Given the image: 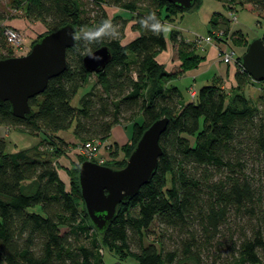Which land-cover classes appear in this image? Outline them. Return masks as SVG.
Instances as JSON below:
<instances>
[{"label": "trees", "instance_id": "trees-1", "mask_svg": "<svg viewBox=\"0 0 264 264\" xmlns=\"http://www.w3.org/2000/svg\"><path fill=\"white\" fill-rule=\"evenodd\" d=\"M95 1V15L83 0H7L9 11L0 8V59L15 57L4 34V23L13 19L11 11H22L29 21L46 27L30 48L66 24L81 32L108 18L119 32L116 38L104 36L92 44L80 39L68 49L66 70L30 99L31 116L17 118L8 102L0 103L1 126L44 136L38 146L16 153L7 152L6 139L0 136V264H107L105 246L132 254L138 264H264V82L253 81L241 66L243 55H238L237 87L231 94L215 78L198 89L195 100L186 101L177 87L167 85L198 68L205 57L173 30L170 39L177 46L181 69L166 71L156 59L167 48L164 32L140 24L151 12L166 24L182 10L164 0ZM233 2L264 15V0ZM199 3L196 0L195 7ZM104 5L130 12L139 36L122 44L129 20L121 15L110 18ZM211 23L212 30L221 28L227 35L231 31L228 18L215 16ZM245 41L241 34L236 43ZM245 44L246 52L250 43ZM104 45L111 49L112 61L99 73L89 72L83 63L85 48L95 51ZM92 76L96 82L75 107L72 100ZM249 84L263 86L256 102L244 93ZM164 117L169 125L160 138L163 154L157 171L133 199L120 205L114 221L99 234L81 196L78 170L85 160L74 162L68 187L55 164L66 154L61 145L105 142L124 118L134 121L123 148L128 159L144 130ZM72 127L75 143L59 136ZM42 146L53 149L55 160ZM110 148L116 156L118 144ZM127 159H111L105 165L120 168ZM155 222L172 232L177 243L173 249L161 240L146 243ZM225 230L230 232L228 243H216ZM132 242L138 252H131Z\"/></svg>", "mask_w": 264, "mask_h": 264}, {"label": "water", "instance_id": "water-1", "mask_svg": "<svg viewBox=\"0 0 264 264\" xmlns=\"http://www.w3.org/2000/svg\"><path fill=\"white\" fill-rule=\"evenodd\" d=\"M164 1L182 11H190L196 5V0ZM74 31L77 32V29L72 24H66L42 36L27 54L0 59V103L8 102L13 116H31L30 99L42 94L50 79L66 70L67 50L79 41L73 40ZM93 53L100 59L86 55L83 63L89 72L99 73L112 61L113 54L107 45ZM241 66L253 81L264 82L263 39L249 44L242 56ZM168 125L169 118L164 117L145 129L123 167L115 168L90 160L80 164L78 180L81 196L91 224L99 234H104L114 221L120 205L133 199L153 178L163 154L160 138Z\"/></svg>", "mask_w": 264, "mask_h": 264}, {"label": "rangeland", "instance_id": "rangeland-1", "mask_svg": "<svg viewBox=\"0 0 264 264\" xmlns=\"http://www.w3.org/2000/svg\"><path fill=\"white\" fill-rule=\"evenodd\" d=\"M86 9L91 12V14L95 15L96 9L99 7L97 6V3L95 0H83ZM6 8V10L9 11L8 5H7V0H0V8ZM105 11L107 12L108 16L110 18H113L116 15H121L123 18L129 20L125 29V38L122 39V44H127L128 42L132 41L136 37H138V33L136 29H132V26L136 23L134 20V17L132 14L126 10L119 9L114 6H108L104 5ZM11 16L13 19L11 20H16V19H24L25 21L28 20L22 11L15 12L11 11ZM216 18L218 20L221 19H229V27L231 31L228 33H225V43L223 44V49H233L237 52L238 54V46L236 41L238 37L242 34L245 36V38L248 40L249 43L256 39H262L264 37V15H259L257 12H255L252 8V6H246V7H241V5L238 2H233L232 0H200V3L198 7H194L190 11H182L180 12L172 22H167L166 25H168V30L164 32L165 38L170 40L171 37V31H179L181 35L184 37L185 40L188 42L192 43L196 49L197 53L201 55L204 54V50L199 49L198 43H196L194 40L197 37H203L205 38L206 36L209 35L210 31L212 30V23L211 19ZM237 18V22L234 23L232 21V17ZM8 20V21H11ZM29 21V20H28ZM7 22V21H6ZM29 23H34L30 22ZM21 35L23 38V44L24 45V50L23 53L26 54V52H29L31 50L30 48V43L33 41V39H30V33L28 30H20ZM45 33V32H43ZM39 32H35L34 34V40L38 38L39 35L43 34ZM137 33V34H135ZM228 41V42H227ZM203 46L206 47L204 44ZM8 47L9 44H8ZM177 48V46L175 45ZM205 49V48H204ZM178 51V49H177ZM8 50H2V54H6ZM22 54V55H24ZM20 55V54H19ZM20 55V56H22ZM19 57V56H17ZM217 71L215 68L211 70V72H208L207 79L205 81H198L196 86H191L194 87L198 93V87H202L203 85H208L213 83L214 76L216 75ZM91 82L90 85L82 87L75 98L72 100V104L75 107H80V99L83 97V95L91 88L92 84L96 82L95 76L91 77ZM177 86L180 87L182 90V93L186 97V87L187 84L184 81H177L176 82ZM188 89V94H189V99H190V88ZM263 86L261 85H252L249 84V86L244 90V93H246L247 97L252 101L256 102L258 100V97L260 96L261 92L263 91ZM230 88L225 89L229 94H231V89ZM134 121H128L127 119H122L120 123L122 125H127V126H133ZM117 124V125H118ZM74 126V125H73ZM73 128H70L67 131H63L59 133V136H65V139H67L69 142H78V140L74 137L73 135ZM0 136L4 137L7 142V152L8 153H16L22 150H27L31 149L33 147L38 146L43 140L44 136L42 134L40 135H32L27 132L21 131L15 127H6V126H1L0 125ZM54 142L58 143V140L56 138H53ZM119 146V145H118ZM123 146H119L118 149V154L116 156H111V149L110 145L108 143L103 144L101 148V154L103 157L106 158V160H113L114 162L119 163L123 159L126 158L127 152L123 150ZM61 148L63 151L66 149V154H62L59 159L55 160V156L52 153L53 149L49 148L48 146H42L41 150L45 152L50 158L55 160V164L58 168L59 174H61L70 184V175L69 171H72L74 162H78L80 157L82 159L86 160L84 156H81L80 153L78 152V147H70L67 148L66 145H61ZM233 229V227H232ZM66 229H63V232ZM149 235L147 237L146 243H151V242H158L159 240L163 241L165 243V246L167 249L171 250L176 246V239L171 236L172 232L166 231L158 222H155L149 229L148 231ZM230 232L228 230L224 231L223 237H218L219 240H216L217 242L220 243H228L227 240L229 238ZM170 236L173 238L171 239ZM104 260L107 264H114V263H121V264H138L137 259L130 253H125V252H119L116 249H110L108 247H104ZM131 252H138V246L135 242L131 243L130 246ZM210 252V251H209ZM224 254H227V250H224ZM206 255V254H204ZM205 260H207L206 256H204ZM191 263V262H188ZM182 264V263H181ZM192 264V263H191ZM207 264V263H204Z\"/></svg>", "mask_w": 264, "mask_h": 264}, {"label": "crops", "instance_id": "crops-1", "mask_svg": "<svg viewBox=\"0 0 264 264\" xmlns=\"http://www.w3.org/2000/svg\"><path fill=\"white\" fill-rule=\"evenodd\" d=\"M6 23L19 30L27 29L28 32L31 34L30 39H33V40H34L33 36L36 31L39 32L40 34V33L46 32L47 30L46 27L41 22L29 23L28 20L25 21L24 19L11 20V21H7ZM138 32L139 31H137V33ZM245 40H246L245 42H248L246 38ZM245 42H242L238 46L237 57L238 55L240 56L243 55V53L245 52V49H246ZM204 51H205L204 54L205 53L206 54L202 56L205 57V60L200 64L198 68L184 72L182 75H180L178 79L168 83L167 85V86H175L182 92L180 87L176 85L177 84L176 82L184 81L188 83L186 90H185L186 97L183 94L186 101L190 100L189 94H188L189 87H191L192 85L196 86L195 84H197L198 81H205L207 79L208 72H211L213 68H215L217 71L213 80L215 78H218V79L220 78L222 82V87L224 89H227V88L232 89V88L237 87V80L235 77L236 72L238 70L237 64L236 63L229 64V65L224 64L219 58L218 49L216 48L215 44H207ZM156 59L161 65L164 66L165 70L168 72H171V73L177 72L181 69L180 68L181 61L178 58V51H177V48L175 47V44L171 41V39L167 40V48L163 50L162 52H160L157 55ZM213 80H209V81H213ZM199 88L200 87H198V89ZM127 125L125 124L115 125L111 130V137L106 141V143H108L109 145H112V144H118L119 146L126 145L131 138L132 127H133L131 125L130 126H127ZM60 176L69 187V182L66 180V178H64L61 174Z\"/></svg>", "mask_w": 264, "mask_h": 264}, {"label": "built area", "instance_id": "built-area-1", "mask_svg": "<svg viewBox=\"0 0 264 264\" xmlns=\"http://www.w3.org/2000/svg\"><path fill=\"white\" fill-rule=\"evenodd\" d=\"M232 17V16H231ZM232 21L234 23L237 22L236 17H232ZM5 30L4 34L9 42V44L12 46L15 57L20 56L23 53L24 45L23 44V38L21 35V31L17 28H14L10 25H8L6 22L4 23ZM225 31L221 28H215L212 30L211 33H209L208 36L205 38L203 37H197L194 41L198 43L199 49L205 50L204 44H215L216 48L218 49V55L221 61L224 64H233L237 61V52L233 49H223V44L225 43ZM228 42V41H227ZM28 52H26L27 54ZM20 54V55H19ZM25 55V54H24ZM23 56V55H22ZM197 96V91L194 87L190 88V100H195ZM105 142L101 141L100 139H93L84 143L79 144L78 152L81 156H84L86 160H90L93 162H96L101 165H105L107 162L106 158L102 156L101 154V148Z\"/></svg>", "mask_w": 264, "mask_h": 264}, {"label": "clouds", "instance_id": "clouds-1", "mask_svg": "<svg viewBox=\"0 0 264 264\" xmlns=\"http://www.w3.org/2000/svg\"><path fill=\"white\" fill-rule=\"evenodd\" d=\"M154 21L153 23H149ZM141 26H149L154 33L166 32L168 30V25L162 22L156 15L155 12H151L146 16L140 18ZM104 36H111L116 38L119 36L117 27L113 24L111 19L105 18L98 26L93 28H87L81 32H73V40H80L87 42V44H92L97 42ZM86 54L96 60H99L100 57L96 56L91 48H85Z\"/></svg>", "mask_w": 264, "mask_h": 264}]
</instances>
